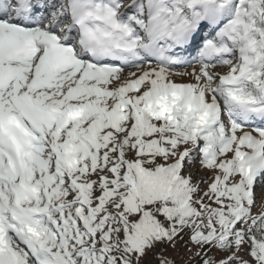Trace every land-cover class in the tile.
Masks as SVG:
<instances>
[{"label":"snow or ice","instance_id":"obj_1","mask_svg":"<svg viewBox=\"0 0 264 264\" xmlns=\"http://www.w3.org/2000/svg\"><path fill=\"white\" fill-rule=\"evenodd\" d=\"M125 7L0 0V264H264V0Z\"/></svg>","mask_w":264,"mask_h":264},{"label":"rangeland","instance_id":"obj_2","mask_svg":"<svg viewBox=\"0 0 264 264\" xmlns=\"http://www.w3.org/2000/svg\"><path fill=\"white\" fill-rule=\"evenodd\" d=\"M131 4L129 0H122V3L125 4ZM125 10H128V12L125 14L131 15L134 12V9L130 7H126ZM134 70V69H133ZM226 66H217L214 69H211L213 73H225L227 71ZM128 70H125V75L127 74ZM174 72H179V73H188V75H183V76H174L172 77L173 81L175 83H181V84H188V83H196L194 77H192L190 74L193 71L192 67H185V68H179V69H172ZM196 71L199 72V65L196 66ZM222 119L225 121L227 120V116H223ZM246 130L250 131L251 128H246ZM239 134V133H238ZM255 135V133H253ZM202 143V141H201ZM183 150V149H181ZM231 154H229V157ZM193 176L194 179L200 180V179H209L212 176V173L207 171V170H199L197 171L196 169H193ZM187 174V173H186ZM210 182V181H209ZM207 188V184H201V189L204 190ZM254 195L256 197V203L255 206L252 209V213L255 216H259L261 214H264V178H258L257 182L255 184V192ZM257 238H259V233H256ZM187 245V247H185ZM187 248H191L192 252L187 251ZM196 251V248L193 247L191 244L187 243V236L185 235V240L180 242L177 245L176 249H172L171 247H168L167 250L164 252V255L169 258L170 260L175 261V264H200L199 258L196 259H191L192 253ZM247 246H245L244 251L241 253V255L244 256L245 259H247ZM211 255L215 256L216 259H220L223 254L216 252L213 250ZM148 261H150V264H158V261L153 259L151 256L148 257Z\"/></svg>","mask_w":264,"mask_h":264},{"label":"bare ground","instance_id":"obj_3","mask_svg":"<svg viewBox=\"0 0 264 264\" xmlns=\"http://www.w3.org/2000/svg\"><path fill=\"white\" fill-rule=\"evenodd\" d=\"M55 2H58V0L57 1L55 0Z\"/></svg>","mask_w":264,"mask_h":264}]
</instances>
